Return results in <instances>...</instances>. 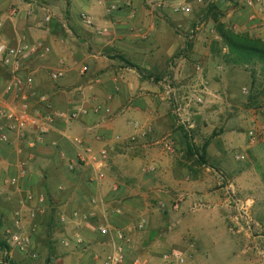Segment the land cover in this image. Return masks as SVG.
Here are the masks:
<instances>
[{
  "label": "crops",
  "instance_id": "crops-1",
  "mask_svg": "<svg viewBox=\"0 0 264 264\" xmlns=\"http://www.w3.org/2000/svg\"><path fill=\"white\" fill-rule=\"evenodd\" d=\"M98 1L70 0L77 34L57 27L55 16L24 26L19 25L21 18L11 19L6 31L0 29V41L14 45L32 38L48 47L43 58L33 57L38 66L24 75H34L35 91L45 93L52 109L64 114L89 111L58 122L46 134L29 127L8 133L9 143L0 142L3 261L23 264L28 258L8 233L28 235L33 250L44 230L52 233L62 227L71 239L62 240L61 246L84 245L85 260L76 252L68 257L48 254L51 264H69L76 256L78 264H99V254L107 249L95 224L105 215L129 237L127 264L139 253L144 264H161L162 253L172 249L184 254L186 264H264V95L239 99L227 94L233 69L220 65L211 74L207 53L187 43L184 33L163 29L160 19L139 8V0H120L122 7L112 12L107 10L110 0ZM80 14L89 15L92 24ZM99 29L106 32L99 35ZM191 60H201L203 72ZM58 69L64 75L53 82L49 73ZM246 73L243 82L249 90L253 81ZM5 82L3 73L0 91ZM202 84L203 105H187L185 96ZM28 100L35 109L43 106L37 97L29 95ZM96 103L109 106L111 118L94 114ZM178 106L187 120L184 125ZM252 128L254 141L247 137ZM76 138L94 153L107 150L102 183L89 166L70 170L69 160L79 151ZM166 139L171 153L163 147ZM19 164L23 173L18 176ZM12 177H18L14 185ZM29 194L34 201L27 202ZM94 197L103 206H92ZM234 199L250 206L256 229L247 227ZM141 219L144 230L137 228ZM75 233L84 240L79 246L72 239ZM45 238L52 246L58 240Z\"/></svg>",
  "mask_w": 264,
  "mask_h": 264
},
{
  "label": "built area",
  "instance_id": "built-area-1",
  "mask_svg": "<svg viewBox=\"0 0 264 264\" xmlns=\"http://www.w3.org/2000/svg\"><path fill=\"white\" fill-rule=\"evenodd\" d=\"M107 0H99L101 4ZM246 9H253L260 5L261 0H240ZM108 12L118 10V5L115 3L108 4ZM174 13L188 14L190 8L188 5L179 4L172 8ZM15 11H12L14 13ZM80 18L88 25L92 24V19L87 14H81ZM45 21L48 22L49 18L46 17ZM106 32L105 29H99L97 34L101 35ZM218 38V36L216 35ZM49 52L48 47L43 41H19L18 43L11 45L7 42L0 41V69L6 77L5 85L2 91H0V142L9 143L10 139L8 133L21 132L27 128H34L39 134H46L53 130L55 125L64 120H74L80 118L82 115L88 114L87 108H80L72 111L68 114H64L61 111L52 109L51 104L48 102V98L45 93H37L35 91L34 75L32 73L23 72L24 62L34 58H43ZM197 72H202V66L197 64L195 66ZM86 71V68H82V73ZM64 75L61 69L53 70L49 73L51 81H58ZM206 89L205 86L199 85L192 88L185 96L186 104H194L196 107L203 105L204 95ZM243 95H248L249 90L243 87L241 90ZM37 97L38 102L42 104V108L35 109L29 104L28 97ZM11 96V97H10ZM109 99V98H108ZM179 123L185 124L187 121L182 115V109L180 106L176 109ZM92 112L94 114H104L106 118H111L112 112L109 106H105L101 103H96L92 106ZM247 137L250 141H254L256 134L252 128L247 132ZM116 140H120L119 136L115 137ZM74 144L79 147L78 153L72 160H69L70 170L81 169L85 166L91 167L96 173V180L98 183H102L106 179L105 165L107 160V150L105 148L100 149L97 153H94L92 149L85 146L81 139H74ZM163 147L166 152L171 153L173 147L171 142L166 139L163 141ZM64 154L62 153V156ZM241 157H236V159ZM18 176L23 173V167L21 164L18 166ZM18 180V177L10 178V184L14 185ZM235 203L239 206L238 210L241 212L240 216L244 219L249 229H256L258 225L252 219L250 215V206H246L238 199H234ZM34 201V197L29 194L27 196V202ZM38 202L42 203L43 198L39 197ZM102 199L94 197L90 200L92 206H103ZM33 216V213L31 214ZM61 223L65 221V217H60ZM107 218L104 215L101 221H97L95 227L99 238L102 239L103 245L107 251L104 254L101 264H127V250L129 245V237L127 233L120 228H115L107 222ZM145 226V220L141 219L137 223V228L142 230ZM9 239L17 247V249L24 253H29L31 247V239L28 235L21 231L10 232ZM73 241L77 246L84 242L81 234L75 233L73 235ZM67 245V243H66ZM30 258H36V253L31 252ZM161 264H186V257L179 250H172L161 255ZM145 261L140 258L130 259L128 264H144Z\"/></svg>",
  "mask_w": 264,
  "mask_h": 264
},
{
  "label": "rangeland",
  "instance_id": "rangeland-1",
  "mask_svg": "<svg viewBox=\"0 0 264 264\" xmlns=\"http://www.w3.org/2000/svg\"><path fill=\"white\" fill-rule=\"evenodd\" d=\"M140 7L147 12L149 16L156 17L161 20L163 24V29H170L176 34H182L185 36L187 43H190L195 49L200 51H205L207 53V58L210 59L212 63L211 74H215L220 65L225 67H230L233 69L231 74H229V86L228 89H225L227 94H233L240 99L243 97L241 92L243 87L247 88V84L243 82V79L246 76V72L253 71L255 74V79L253 85L249 87L248 97H257L264 95V75L260 71L259 66L252 67H243V66H231L226 65L224 62V55L227 50L223 46L221 40L216 37V20H219L225 27L235 33H247L252 37L259 38L264 41V1L260 2V5L253 9H246L240 0H139ZM110 3H115L119 8L122 7L120 0H110ZM185 4L190 8L188 14L174 13L172 8L179 5ZM89 5L96 4L91 3ZM16 10L15 14L11 16V11ZM31 12V13H30ZM172 12V13H171ZM75 14L71 10L70 0H0V21L3 31H6V24L10 25L11 19L20 20V26H24L27 22L33 21L36 24L40 21L39 17L44 19V17L49 16L50 18H56L57 27H61L63 30L69 28L77 34L78 30L75 23L73 22L72 15ZM36 15V17H35ZM81 15V14H80ZM34 16V17H33ZM35 20V21H34ZM52 20V19H51ZM56 22V21H55ZM38 27H41L38 25ZM249 27L252 29H260V32H251ZM41 30V28H40ZM258 33V34H257ZM32 41V38L29 39ZM37 60L34 58L24 62L23 71L26 72L29 68H35L38 66L36 63ZM193 68L197 64L202 66L203 72V62L201 60H191ZM3 75V70L0 69V76ZM218 84V82H217ZM202 208V207H201ZM62 228V227H61ZM57 229L52 233L43 231L40 237H38L36 247L29 250L28 258H25L23 264H46V259L48 254L54 255V257H68L71 256L73 252L81 255L85 260V250L86 247H76L70 245L69 247L61 246V242L64 239H71L70 231L66 229ZM144 230V229H143ZM257 234V233H255ZM4 234L0 235L1 239ZM5 236V235H4ZM51 237L54 239V246L50 243H46L45 237ZM60 240V241H59ZM6 241V240H4ZM49 241V240H48ZM58 242H60L58 244ZM262 248V247H261ZM177 250V249H172ZM170 250V251H172ZM36 253V258H30L29 254L31 252ZM104 251L99 254V264L102 263ZM106 252V251H105ZM168 252V251H165ZM164 252V253H165ZM1 262L0 264H9L7 261H3L4 256L0 255ZM145 256L143 253H139L134 258H140L144 260ZM77 258V256H76ZM70 258L69 264H78L80 259ZM87 259V258H86ZM11 261V260H10ZM12 262V261H11ZM13 263V262H12ZM94 263V262H93ZM13 264H22L14 262ZM51 264V258L50 262ZM83 264H86L84 262ZM96 264V263H94ZM201 264V263H196ZM206 264H215V261Z\"/></svg>",
  "mask_w": 264,
  "mask_h": 264
},
{
  "label": "trees",
  "instance_id": "trees-1",
  "mask_svg": "<svg viewBox=\"0 0 264 264\" xmlns=\"http://www.w3.org/2000/svg\"><path fill=\"white\" fill-rule=\"evenodd\" d=\"M216 32L227 52L223 59L226 65L252 67L259 66L261 73L264 75V41L250 36L247 33H235L225 27L215 17ZM126 65L136 66L123 59ZM250 76L254 82L255 74L250 71ZM1 245V243H0ZM50 262V257L46 259V264ZM9 264H13L8 261Z\"/></svg>",
  "mask_w": 264,
  "mask_h": 264
}]
</instances>
